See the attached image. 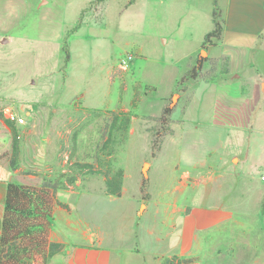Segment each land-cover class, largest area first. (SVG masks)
Instances as JSON below:
<instances>
[{
	"label": "rangeland",
	"instance_id": "obj_1",
	"mask_svg": "<svg viewBox=\"0 0 264 264\" xmlns=\"http://www.w3.org/2000/svg\"><path fill=\"white\" fill-rule=\"evenodd\" d=\"M81 3L0 0V144L6 148L1 152L11 149L4 118L22 117L14 122L20 153L11 179L19 185H55V200L62 205H54L48 239L55 218L72 241L95 231L110 239L123 224L135 222L143 203L148 207L138 219L140 238L153 245L142 225L161 224L173 203L190 192L187 164L208 152L214 158L235 136L207 134V92L201 82L188 86L193 77L181 81L200 50L171 36L181 26L175 17L157 13L150 0H122L118 8L110 2L107 15L88 5L79 18ZM90 13L95 22L86 20ZM214 73L211 67L199 76L209 80ZM189 100L192 111L185 114ZM167 104L174 110L161 128ZM123 113L130 115L125 133L114 122V115ZM237 137L239 150L255 146L252 160L257 158L264 136H252L251 143ZM153 141L161 142L159 150ZM84 163L91 169L79 166ZM117 168L123 169L122 195H107L103 174ZM250 169L264 183L259 178L264 165Z\"/></svg>",
	"mask_w": 264,
	"mask_h": 264
},
{
	"label": "crops",
	"instance_id": "obj_2",
	"mask_svg": "<svg viewBox=\"0 0 264 264\" xmlns=\"http://www.w3.org/2000/svg\"><path fill=\"white\" fill-rule=\"evenodd\" d=\"M81 1L79 18L88 5H97L107 15L109 3L118 8L122 0ZM150 1L157 13L164 10L181 24L171 36L184 37L187 46H195L205 57L200 74L213 67L209 80L198 77L188 85L201 82L207 92L204 102L211 119L207 134L231 135L234 140L220 153L214 148V158L209 159L213 152H208L187 164L185 190L191 193L173 203L161 224L142 225L155 244L140 238L138 219L148 207L143 209L141 203L135 222L123 224L110 239L95 231L72 241L55 218L49 240L63 244L59 251L47 260L6 253L0 245V264H161L172 255L191 259L178 264H264V183L250 169L264 165V143L252 160L255 146L246 144L245 151L239 150L236 141L237 136H246L250 143L252 136H264V0H218L222 29L204 45V36L213 29V0ZM85 17L95 22L92 13ZM188 108L190 100L185 114L192 111ZM2 149L6 150L0 144V236L6 190L16 170L9 165L11 149L5 155ZM259 178L264 180L263 175Z\"/></svg>",
	"mask_w": 264,
	"mask_h": 264
},
{
	"label": "trees",
	"instance_id": "obj_3",
	"mask_svg": "<svg viewBox=\"0 0 264 264\" xmlns=\"http://www.w3.org/2000/svg\"><path fill=\"white\" fill-rule=\"evenodd\" d=\"M104 0H93V2H102ZM84 11V10H83ZM213 29L206 33L203 40V45L210 42L212 37H218L222 29L219 20V6L218 0H213ZM205 57L199 55L196 59L195 65L191 70L183 75L181 81L185 78L193 77L197 79L201 71L202 63ZM189 75V76H188ZM174 110L173 104H167L163 107L161 116L159 118L160 127H165L170 123V116ZM5 124L11 131V152L9 165L15 168L18 163L20 144L19 134L15 121L4 118ZM115 124L118 123L122 132L128 130L130 123V115L128 113L115 114ZM168 129V128H167ZM153 149L159 150L161 142H152ZM80 167L91 169L92 165L89 163L80 164ZM96 171V170H95ZM90 172H92L90 170ZM101 173V171H98ZM105 193L112 196H120L122 191L123 169L117 168L111 174L104 173ZM69 181L73 177L68 178ZM47 182V183H46ZM42 183L40 187L19 185L9 183L6 190L5 209L2 219V232L0 236L1 248L7 249L6 253L12 252L13 255L23 254L26 256H39L40 258H50L51 255L59 251L63 244L60 242H53L48 239V232L50 227V220L52 219V211L55 203L62 205L55 200V185L49 184L48 181ZM146 178L142 179V187L145 186ZM262 212L264 213V197L262 201ZM191 259L180 258L177 255L164 258L161 264H178L180 262H187Z\"/></svg>",
	"mask_w": 264,
	"mask_h": 264
},
{
	"label": "built area",
	"instance_id": "obj_4",
	"mask_svg": "<svg viewBox=\"0 0 264 264\" xmlns=\"http://www.w3.org/2000/svg\"><path fill=\"white\" fill-rule=\"evenodd\" d=\"M130 58H131V57L129 56L127 59H123V60H121V64L126 65L127 62H128V60H129ZM8 118L11 119V120H13V121H15V122H17V123H18V122L21 123V122L24 121L22 117H18V116L14 115V114H9Z\"/></svg>",
	"mask_w": 264,
	"mask_h": 264
}]
</instances>
